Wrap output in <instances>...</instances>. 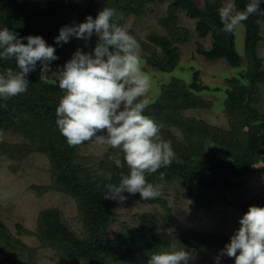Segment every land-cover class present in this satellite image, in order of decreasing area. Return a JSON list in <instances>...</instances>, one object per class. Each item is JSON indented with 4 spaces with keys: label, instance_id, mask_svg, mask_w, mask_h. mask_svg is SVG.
Here are the masks:
<instances>
[{
    "label": "trees",
    "instance_id": "1",
    "mask_svg": "<svg viewBox=\"0 0 264 264\" xmlns=\"http://www.w3.org/2000/svg\"><path fill=\"white\" fill-rule=\"evenodd\" d=\"M165 0H0V29L8 28L19 37L41 36L48 45L56 49L58 60L51 69L63 66L79 48L91 52L97 38L88 42L72 38L66 44L57 45L54 38L64 25L79 24L91 15L95 18L104 7L123 14L114 22L123 26L135 37L144 52L142 59L161 72L172 73L163 82L160 94L147 103L144 114L161 127V136L170 142L176 159L167 168L146 175L149 183H169L187 192L185 197L194 203L205 200L221 204H234L248 211L250 206L264 207V192L250 202L228 199L229 194H239L246 181L254 174L264 173V58L258 46L263 40L264 0L257 12L242 22L245 27V55L247 66L237 76L228 78L224 113L229 128L224 129L195 116L186 115L189 109L212 107V102L203 93L217 91L205 84L200 72L193 69L189 78L183 79L173 73L180 66L181 45L191 36L188 28L178 24L179 10L196 19L199 37H212L210 48L201 42L197 52L208 60L225 59L228 64L241 67L243 57L236 46V30L225 33L219 18L221 0H169L167 12L159 17L166 33L153 32L147 40L135 36L133 29L126 28L130 16L141 17L153 12L151 3ZM249 0H234L237 10L243 11ZM27 43L26 40L22 41ZM12 68L19 70L15 59H0V72ZM37 70L26 79L27 91L7 101L0 99V130L11 131L24 141L9 142L0 139V156L21 162L26 156L37 152L50 161L51 184L33 186L47 191L54 189L71 196L78 209L81 230L77 232L65 222L57 208L40 212L35 235L40 248H50L58 258H70L82 264H147L155 252L170 250H194L201 254L207 264H214L220 249L230 240L225 234L206 230L185 229L169 231L172 208L165 199L157 198L164 206V218L160 220L150 212L136 214L138 225L122 222L119 232L110 237L109 229L115 212L111 199L104 198L105 185L118 184L120 173L128 168H118L109 157L116 150L106 151L98 161L81 155V145L69 147L56 125L55 109L63 93L55 80L41 81ZM18 166L13 167L16 170ZM160 172L164 178L160 179ZM111 173V180L106 179ZM139 196V193L133 194ZM34 232L17 224V233L0 220V264H40L37 249L29 247L20 238ZM12 244L27 251L24 259L16 254ZM227 257V256H224ZM229 260H234L228 258Z\"/></svg>",
    "mask_w": 264,
    "mask_h": 264
},
{
    "label": "clouds",
    "instance_id": "2",
    "mask_svg": "<svg viewBox=\"0 0 264 264\" xmlns=\"http://www.w3.org/2000/svg\"><path fill=\"white\" fill-rule=\"evenodd\" d=\"M261 0H249L243 11L232 2L219 9L225 33H233L249 16L262 11ZM122 13L104 7L93 18L64 25L54 38L57 45L72 38L88 42L93 35L97 41L91 52L77 49L63 66L52 71L51 63L59 59L56 49L38 35L19 37L8 28L0 29V59H15L19 70L8 68L0 72V99L7 101L27 91L26 77L40 65V80L54 77L63 93L55 109L56 125L69 147L95 140L105 149L116 150L109 157L120 173L119 183L105 185V199L123 203V193H139L142 200L160 196L158 186L149 183L146 175L167 168L176 159L170 142L161 136V127L144 114L147 101L143 98L151 88L150 78L142 71L140 45L123 26L114 22ZM26 40L27 43L22 41ZM51 73V75H49ZM165 173L160 172V179ZM106 179L111 180V173ZM240 227L230 241L220 249L216 264L227 256L234 264H264V207L250 206L239 220ZM153 253L147 264H189L195 255L177 250Z\"/></svg>",
    "mask_w": 264,
    "mask_h": 264
},
{
    "label": "rangeland",
    "instance_id": "3",
    "mask_svg": "<svg viewBox=\"0 0 264 264\" xmlns=\"http://www.w3.org/2000/svg\"><path fill=\"white\" fill-rule=\"evenodd\" d=\"M222 7L228 3H234V0H221ZM200 6H204L205 0H198ZM169 0L163 2L151 3L152 13L141 17L130 16L126 22V28L133 29L135 36L142 40H147L148 35L153 32L165 34V28L159 23V17L167 12ZM178 24L189 29L191 36L188 41L181 45L180 66L177 72L173 73L183 79L189 78L193 69L200 72V77L205 84L211 88H218L217 91H208L203 93V97L212 102V107L205 109H189L184 113L203 119L208 123L217 125L224 129L229 128L228 119L224 113L225 99L227 97L226 84L228 78L237 76L239 71L247 66V57L245 55L244 37L245 27L243 23L236 29V46L243 57L241 67L231 66L225 59L208 60L197 52L199 42L206 48H210L212 37H199L196 32V19H191L186 12L179 10ZM263 40L259 43V54L264 58V22H262ZM141 59L142 71L150 78L151 88L148 94L143 98L147 103L152 102L160 94V86L163 82L171 79L172 73L161 72L150 66L142 59L143 51L139 53ZM57 68L52 71H56ZM51 75V73H49ZM37 76L40 78L39 70ZM48 80H55L50 76ZM263 96H264V89ZM264 108V100L262 104ZM0 139L9 142H21L23 138L11 131L0 130ZM108 151L99 145L95 140L85 142L81 145L80 153L89 156L92 160L98 162ZM264 165V163H259ZM18 166L16 170L13 167ZM51 184L50 161L42 153H31L21 162L12 160L7 156H0V220L3 221L13 233H17V224L33 231V234H24L20 238L31 248L37 249V257L40 264H82L70 258H58L55 252L50 248H40V242L35 232L37 230V220L41 211L48 208H57L61 216L71 228L77 232L81 230V222L78 215L77 204L75 200L64 193L54 189L43 191L33 186H47ZM160 196L166 200V203L172 208V220L169 223V231H181L185 229L206 230L209 232H218L225 234L230 240L234 231L240 227L239 220L247 212L240 210L234 204H221L216 201L205 200L194 203L190 198L185 197L187 192L185 188L175 186L169 183H159ZM264 192V173L254 174L242 187L239 194H229L228 199H239L243 203L250 202L260 192ZM127 199L123 203L116 200L113 202L115 212L114 222L109 229L110 237H114L120 230L122 222H127L131 226L138 225L136 214L150 212L160 220L164 218V206L159 201L142 200L140 195L135 196L127 192L123 193ZM156 198V199H157ZM16 254L24 259L27 258L26 249L12 244ZM195 255V259L189 264H207L200 253L194 250H187ZM214 264H216V259ZM220 264H234V260L223 257Z\"/></svg>",
    "mask_w": 264,
    "mask_h": 264
}]
</instances>
